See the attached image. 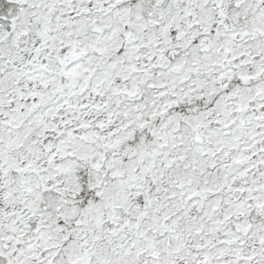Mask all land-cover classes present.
<instances>
[{
  "label": "rangeland",
  "instance_id": "rangeland-1",
  "mask_svg": "<svg viewBox=\"0 0 264 264\" xmlns=\"http://www.w3.org/2000/svg\"><path fill=\"white\" fill-rule=\"evenodd\" d=\"M123 1L127 4L122 9H131V15L139 16L138 20L134 18L128 22H120L119 15L122 11L108 9L109 5ZM233 1L234 4L231 5ZM238 1L241 0H228L220 10L224 11L231 23L242 18L240 31H250L253 20L251 2L246 0L239 9H235ZM24 3L23 6L0 4V38L7 37V45L0 46V93L3 95L7 92L10 95L12 84L16 89L13 109L10 105H0V143L8 148L5 150L7 155L4 156L3 151L0 156L10 159L17 155L20 159L21 154L27 153L21 159L32 164L35 212L37 202L41 203L46 197L42 194L44 192L47 196H52L49 197V207L60 210L58 191H65L66 215L69 217L77 211V239L82 236V245L90 251L93 264H192L191 258L185 257L183 253V244L204 241L215 243V240L207 238L209 236L204 237V233L210 222L213 224L218 221L215 216L219 211L220 219L231 222L226 227H220L224 233L230 227L235 230V226H242L245 231L249 225L246 218L252 212L250 206H245L243 201L231 194L221 177L219 167L213 169L211 166H202L200 161L186 152H181L180 156L175 155L170 149L169 132L163 131L158 134L159 138L155 131L139 132L141 124L135 118L132 107L128 110V121L117 117L115 120L108 119L110 122H107L108 113H101L96 118L93 116V109L97 106L100 111L106 110V99L117 91L116 87L110 85L111 82L128 81L133 92L139 91L143 83L152 85V79L149 81L147 74H154L155 71L148 69L153 67L151 62L141 60L143 47L148 48L150 54V47L156 40L161 37L166 39L169 31L178 32L180 36V28L187 30L189 34L192 31L194 35L201 30H212L213 24L218 19L222 20L219 17L221 14L217 13V6L213 4L212 7L205 0H195L194 3L189 0H162L157 7H152V14L169 13V19L164 17L160 27L154 30L148 20L143 18L146 10L142 6V0H25ZM147 4L151 5L150 2ZM69 13H78L72 17L77 21L64 16ZM177 13L189 15L176 18ZM13 14L18 16L14 23L11 21L14 19ZM93 23L103 25L105 33H92ZM225 25L226 30L219 26L222 30H219L217 36L204 34L211 50H237L236 46L239 44L232 43L235 35L227 31L230 28L228 21H225ZM124 30L131 31L133 43L124 41ZM28 33L35 36L38 42L33 43L30 38L26 40L24 34ZM68 34L76 35V44L85 53V61L59 69L52 51L68 46L65 44V35L67 37ZM182 45L179 41L174 43L178 50ZM28 51L42 57L40 64L37 62L38 67L27 66L39 70L25 73L24 68L12 72L6 68L7 63L11 62L25 65ZM196 52L193 51V57L195 65H198L197 70L204 71L209 61H219L214 52L203 53V56ZM187 57L188 54L183 56L179 52L173 65L191 68ZM65 73L79 79L77 84L68 89V96H71L61 101V107L51 105L36 128L29 127L20 131L23 121L29 118L25 112L28 103L31 102V106L35 102L42 103L48 95L54 97L58 88L64 90ZM202 73L193 77L197 86L204 81ZM229 73L230 71H223L219 77L227 78ZM247 73L248 71H241L242 76ZM163 74L164 79L173 85L178 80L181 83L182 78L186 79L183 72L175 75L170 68ZM219 77L211 75L209 78L212 80L207 83H216ZM139 106L138 104L137 107ZM171 119L175 120V116ZM169 120L170 118H164L163 122ZM37 121V117H33L31 124ZM3 123L6 128L13 129L11 134H1ZM15 142L18 147L12 149ZM120 142H123L121 149L112 147ZM212 145L209 149L213 153L219 148L218 135ZM183 159H188V165H185ZM177 172H180L177 180L168 176ZM183 175L186 176L182 178ZM181 187L183 197L187 199V208L181 207L174 197ZM252 188H264V179L249 186L236 185L235 191H241V196H248ZM54 190L56 197L52 194ZM145 190L150 193L144 194ZM168 196H173V199ZM260 199L264 200L261 197L257 200ZM253 200L254 198L250 201ZM141 215H148V220L144 218L143 226L137 228L134 220ZM235 215L239 216V220L234 222ZM161 217L170 219L173 233L170 230L160 235V230H156L157 235L153 234L152 228L158 223L152 225L151 222ZM199 217L202 221H199ZM118 219L120 222L127 221L126 225L114 227L112 223ZM249 219L251 222L252 215H249ZM39 227L40 221L35 228L36 234ZM58 229L59 223L55 226V230ZM260 229L264 230V227L260 226ZM40 230V237L43 239L53 235L50 221L45 229ZM176 234L179 235L178 239L174 237ZM70 241L67 253L74 255L78 244L76 238ZM258 242H261V238ZM139 252L141 254L138 256ZM252 252L249 245H244L243 264H258L256 260L264 254V245H260V254ZM173 253H183L180 263L177 259L174 262ZM206 254L207 260L212 264L225 263L226 256H229L224 253L223 257L216 259L211 252Z\"/></svg>",
  "mask_w": 264,
  "mask_h": 264
},
{
  "label": "flooded vegetation",
  "instance_id": "flooded-vegetation-1",
  "mask_svg": "<svg viewBox=\"0 0 264 264\" xmlns=\"http://www.w3.org/2000/svg\"><path fill=\"white\" fill-rule=\"evenodd\" d=\"M24 1L0 0V4L2 6L4 4L23 6ZM189 1L194 3L195 0ZM227 1H205L209 5L213 3L217 6V13L221 14L219 17L222 20L218 19L213 24L212 30H201L194 35L192 31L189 34L187 30L180 28L178 30L180 36H178V32L169 31L168 35L165 36L166 39L161 37V39L156 40L154 45L150 47V54L148 48H142L141 60L145 63L151 62L153 67L148 69L155 71L154 74H147V79L149 81L152 79L151 86L148 82L147 84L143 83L139 91L133 92L129 88L128 81L111 82L110 85L116 87L117 91L106 99V110L100 111L99 106L93 109L95 118L100 116L101 113H108L107 122H110L108 119L115 120L117 117L128 121V110L132 107L135 118L141 124V128H138L139 132L155 131L157 138L160 137L158 134L163 131L171 133L169 137L170 149L175 155L180 156L181 152H186L187 155H191L200 161L202 166H211L213 169L219 167L221 177L225 185L230 188L231 194L238 200L243 201L245 206H250L249 209L252 212H249V215H252V219L250 222L249 215L246 218L249 225L246 226L245 231L242 226H235V230H232V227L229 228L232 231L231 233L230 230L224 233L220 227H226L231 222L224 223L220 219L221 212L219 211L215 216L218 221L213 224L210 222L204 233V237L209 236L207 238L215 240V243L211 244L209 241H204L197 244L190 242L183 244L185 249L183 253L185 257L191 258L192 264H212L206 258L208 251L215 255L216 259H219L220 256L223 257L224 253L229 254L225 258L226 264H243L244 245H249L250 249L253 250L252 253L258 254H260V245H264V230L260 229V226L264 227V200H257L260 197L264 199V188H252L248 196H241V191H235L236 185H240V187L249 186L250 184H258V181L264 179V21L256 20H264V0H249L253 15L250 31H240L242 18L237 19L236 23H231L224 11L220 10ZM147 2H150L151 5H148ZM244 2L246 0L238 1L234 6L235 9H239ZM159 3L160 0H142V6L146 10H144L143 18L148 20L154 30L160 27L163 17L169 19V15L162 12L152 14L151 9L157 7ZM232 3L234 4V1ZM126 4V1L114 3V5H109V9L122 11L119 15L120 22H128L134 18L138 20L139 16L131 15V9L127 8L129 11H126V8L122 9ZM2 6L0 10H2ZM78 13H69L64 16L72 19L73 15L76 16ZM188 15L177 13L175 16L177 18L178 16L187 17ZM13 16L14 19H11V21L14 23L18 16L17 14H13ZM225 21H228L230 26L227 30L228 33L235 35L233 45L238 43L239 46H236L237 50L227 51L218 48L213 51L206 42L204 34L210 33L217 36L219 30H222L221 28L227 29ZM122 34L126 43L134 42L131 31L124 30ZM68 38L70 40L69 46H71L73 36L69 35ZM30 39L34 43L35 39L32 37ZM6 40L7 37H1L0 46H6ZM177 41L183 44L179 50L174 46ZM165 43H169V45L167 46ZM58 49L59 47L54 50L57 51ZM59 50L62 53L58 58V62L61 63L60 69H62V66L66 67L78 61L83 62L81 51H79L76 58H72L70 49L64 47ZM194 50L200 56H203V53L211 54L214 52V56L219 61L207 62L208 67L200 64L205 66L204 71L197 70L198 65H195L193 57ZM179 52L183 56L188 54L187 62L191 65V68L188 66L187 69L185 67L179 68L173 65L178 59ZM29 58L33 62L30 61L31 64L27 63V66L32 65L35 67L37 62L39 63L40 56L38 57L35 53ZM9 68L11 72L15 71L17 65L12 62ZM168 68L175 75H180L183 72L186 79L182 78L181 83L178 80L175 85L171 84L163 77L164 71ZM33 70L39 69L26 67L25 73H31ZM242 70L248 71L246 76H242ZM223 71H230L227 78L219 77ZM201 72H203L204 81L202 80L201 84L197 86L193 77L200 75ZM64 75V78L69 77L66 73ZM211 75L218 76V82L207 83V81L212 80L209 78ZM68 89V86H65L64 90L58 88V92L54 97L48 95L44 102L33 103L29 109L30 115L44 116L53 104L61 107V101L65 100ZM14 90L16 89L12 84L10 89L12 95L5 93L7 102L5 105H10L12 109ZM244 90H247V93H244ZM138 104L139 107H137ZM172 116H175V120L171 119ZM164 118H170V120L164 123ZM103 128L106 129V126H103ZM216 135L219 139V148L212 153L209 147L213 146ZM183 161L185 165H188V159H183ZM170 164L173 163L170 162ZM2 165L0 161V264H93L90 251L82 245V236L77 239L79 234L75 229L77 211L69 217L66 215L65 191H58L60 210H52L49 207V197L52 196H47L44 192L42 194L46 197L43 198L41 203L37 202V211L35 212L33 169L29 164L26 167L20 164L19 169L14 170L11 180H6L10 183H6ZM206 169H204V172ZM179 174L180 172H177L168 176L172 180H177ZM185 176L183 175L182 178ZM179 191L180 193L184 192L183 189H179ZM54 192L55 190L53 196L56 197L57 194H54ZM143 193H150V191L145 190ZM168 198L173 199V196H168ZM252 198L254 200L250 201ZM203 199L205 200V198ZM179 201L181 207L187 208L186 197L180 198ZM144 218L148 220V215L138 216L134 220V225L141 228L145 222ZM237 220H239V216L235 215L234 222ZM39 221L40 227L36 234L35 228ZM49 221L52 225L53 235L43 239L40 237V229H45ZM156 222L158 225L152 228L153 234L157 235L156 230H160V235L172 230L169 218L161 217L157 221L151 222V224L154 225ZM58 223L59 229L55 230ZM126 223L127 221L120 222L118 219L112 225L114 227L121 225L124 227ZM106 225L109 226L110 224L106 223ZM175 237L177 239V234ZM75 238L78 244L76 252L74 255H70L67 253V247L71 242L70 240ZM259 238H261V242H258ZM183 253H173L174 262L177 259L180 263ZM139 254L141 252L138 253V256ZM256 262L264 264V254H261Z\"/></svg>",
  "mask_w": 264,
  "mask_h": 264
},
{
  "label": "trees",
  "instance_id": "trees-1",
  "mask_svg": "<svg viewBox=\"0 0 264 264\" xmlns=\"http://www.w3.org/2000/svg\"><path fill=\"white\" fill-rule=\"evenodd\" d=\"M32 54H33V52L31 53L30 52V54H28V55H26V59H27V61L26 62H29V57H31L32 56ZM17 68H19L20 70H21V68H22V65H20V64H17ZM12 87V86H11ZM10 87V88H11ZM4 99H5V93H3V95H1V93H0V105H3L4 106V103H2V101H4ZM38 119V121L37 122H34L33 124H31V122H32V116L31 117H29L28 119H25L24 121H23V125H22V128H29V127H33L32 129H34V128H36L38 125H39V123H40V119L42 120V118L41 117H38L37 118ZM21 128V127H20ZM26 134V133H25ZM24 134V135H25ZM116 146V145H115ZM121 146V145H120ZM4 156H6V155H4ZM17 157V155H13L12 157ZM21 156L22 157H25V156H27V153H23V154H21L20 155V159H21ZM0 161H1V163L2 164H5V161L2 159V158H0Z\"/></svg>",
  "mask_w": 264,
  "mask_h": 264
},
{
  "label": "water",
  "instance_id": "water-1",
  "mask_svg": "<svg viewBox=\"0 0 264 264\" xmlns=\"http://www.w3.org/2000/svg\"><path fill=\"white\" fill-rule=\"evenodd\" d=\"M93 29H94V31H97V32H101V31H103V28H102L100 25H95ZM75 81H76V80H72V79H71V80H69V83L72 84V83H74Z\"/></svg>",
  "mask_w": 264,
  "mask_h": 264
}]
</instances>
